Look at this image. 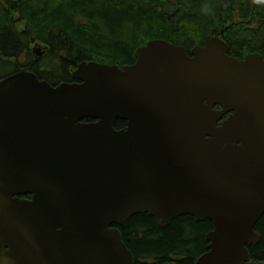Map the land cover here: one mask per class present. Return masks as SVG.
I'll use <instances>...</instances> for the list:
<instances>
[{
    "label": "water",
    "instance_id": "1",
    "mask_svg": "<svg viewBox=\"0 0 264 264\" xmlns=\"http://www.w3.org/2000/svg\"><path fill=\"white\" fill-rule=\"evenodd\" d=\"M136 59L83 62L58 86L26 70L0 81V264H134L120 227L138 214L209 220L196 264L249 263L264 57H231L215 36L191 52L152 40Z\"/></svg>",
    "mask_w": 264,
    "mask_h": 264
},
{
    "label": "trees",
    "instance_id": "2",
    "mask_svg": "<svg viewBox=\"0 0 264 264\" xmlns=\"http://www.w3.org/2000/svg\"><path fill=\"white\" fill-rule=\"evenodd\" d=\"M25 29L18 28V19ZM219 35L229 54L264 57V0H0V81L24 69L52 86L75 82L83 62L117 65L136 62V52L152 40L183 46L188 52ZM48 51L34 60L32 46ZM126 122L118 120L117 130ZM209 220L193 216L161 227L148 214L120 227L134 264H196L208 251ZM250 262L264 263V216Z\"/></svg>",
    "mask_w": 264,
    "mask_h": 264
},
{
    "label": "rangeland",
    "instance_id": "3",
    "mask_svg": "<svg viewBox=\"0 0 264 264\" xmlns=\"http://www.w3.org/2000/svg\"><path fill=\"white\" fill-rule=\"evenodd\" d=\"M17 19H18L17 20L18 21V28L20 30H24L25 29L24 20L22 18H19V17H17ZM31 49H32L35 61H39L40 58H43L48 51L47 46H44V45L39 44V43L33 45ZM24 70L31 71L30 69H24ZM249 264H264V263L251 262Z\"/></svg>",
    "mask_w": 264,
    "mask_h": 264
},
{
    "label": "flooded vegetation",
    "instance_id": "4",
    "mask_svg": "<svg viewBox=\"0 0 264 264\" xmlns=\"http://www.w3.org/2000/svg\"><path fill=\"white\" fill-rule=\"evenodd\" d=\"M25 198H27V199H31V196H26Z\"/></svg>",
    "mask_w": 264,
    "mask_h": 264
}]
</instances>
